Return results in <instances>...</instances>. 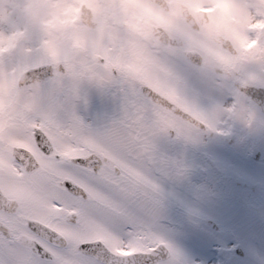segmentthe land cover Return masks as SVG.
Segmentation results:
<instances>
[{"label":"snow or ice","instance_id":"snow-or-ice-1","mask_svg":"<svg viewBox=\"0 0 264 264\" xmlns=\"http://www.w3.org/2000/svg\"><path fill=\"white\" fill-rule=\"evenodd\" d=\"M48 94L0 135V264H180L153 231L158 181L179 172L165 142L217 131L214 117L160 79L112 71L77 87L38 63ZM0 84L16 79L0 65ZM97 97L101 111L91 112ZM63 105V110L58 109Z\"/></svg>","mask_w":264,"mask_h":264},{"label":"clouds","instance_id":"clouds-1","mask_svg":"<svg viewBox=\"0 0 264 264\" xmlns=\"http://www.w3.org/2000/svg\"><path fill=\"white\" fill-rule=\"evenodd\" d=\"M33 60L160 79L199 109L206 99L225 124L249 126L255 114L236 94L264 88V0H0V65L17 85L0 88V135L19 132L17 114L35 102Z\"/></svg>","mask_w":264,"mask_h":264},{"label":"rangeland","instance_id":"rangeland-1","mask_svg":"<svg viewBox=\"0 0 264 264\" xmlns=\"http://www.w3.org/2000/svg\"><path fill=\"white\" fill-rule=\"evenodd\" d=\"M202 99L204 98L202 97ZM215 118L217 120H220L216 116ZM256 119H260L261 121L264 122V117L255 114L254 120ZM237 124H238L237 122L231 123V124H222L223 127L221 129H224V131L222 132L223 138L232 139L231 134L235 133L234 134L235 136H233L234 140H232L234 143H238L239 142L238 140H241V139H246L249 141L254 140L255 142H259L261 140L256 137L255 139H251L252 136L254 135L253 127L248 129L246 125H244L243 127V124H240V125H237ZM256 128L259 129V127H256ZM199 136L201 135L199 134ZM199 136L195 140V142H198ZM200 139L204 146L202 148L205 154L210 155L211 157H214L215 156L214 153L217 152V154H219L222 158L225 159L227 157V159L222 161L223 163L227 165L229 163L228 161H231V163L233 164L241 165V168H245V169L253 168L252 160H248L246 158H241V160H238L237 153L229 149L225 143L223 147V142L220 141L219 137L211 138V139L208 138L207 140H205L206 139L205 137L200 138ZM205 141H207V143ZM187 143L188 141L183 140V139H174V142L171 141L169 142L168 145L170 146L180 145V144L187 145ZM263 145H264V141H263ZM263 154L264 153H262V156ZM169 156L174 157V163L177 165V163H179L180 161L184 162L186 158H188V153H185V150H184V151H178L177 153H172V154L170 153ZM201 162H202L201 166L207 165L204 161H201ZM185 169H186L185 164L179 168V171L182 173L181 180L179 179L180 177L178 174L167 178V184H168L167 192H169V194H168V199H167L168 211L167 210L165 211V214H166L165 219L168 222V225H167L168 227L167 229H164V230L154 228L153 231L157 236L166 237L169 245L178 253L177 259L179 260V262H181L180 264H182L183 262L182 259L186 260V262L183 264H218V262L215 259L214 250L206 248L203 244L204 240L202 239V234L200 231L197 230V227H196L198 226L197 224H199V220H196L197 217L195 213L192 214L189 212L190 209H192V212L194 211L195 208L198 210V206H200L199 201L192 202V200H194L193 196L199 199L201 198V195L196 190L193 191L194 190L193 188L195 186L190 187L188 181H185L187 177L183 179L186 173ZM253 169H251V171ZM248 173L251 177H253L252 179H254V177L255 178L258 177V175L252 174V172H248ZM220 178L221 177H219L218 175L216 176V173L214 177L196 176L193 179L194 180L193 183L194 185L195 184L197 185L199 183L200 185H203L209 189H212V191L215 193L217 191H219L220 193H223L222 191L225 190V184L221 181ZM172 197H175V199ZM181 206L186 209V214L183 213L182 211H178L179 207ZM168 212L170 214H168L167 216ZM191 220H195L196 222L193 221L194 223L192 225L181 228L182 230L178 229L180 228V225L182 224L183 221L185 222L187 221L189 222V224H191L192 223ZM157 224L161 225V223H157ZM256 224H257L258 229L255 233H257L259 230H261V228H263V225H261L259 221H257ZM255 233H253V240H252L253 244L249 248L250 251L247 249H244V254H245L244 258H248L249 260H251L249 256H251V254H254L252 257L258 258L264 264V248L263 247L260 248V246H263V244L262 242L258 241ZM233 255L234 256H233L232 261L229 262L225 258L226 261L224 260L222 264H241V260L243 257H241V255L239 256L235 255V252H233Z\"/></svg>","mask_w":264,"mask_h":264},{"label":"flooded vegetation","instance_id":"flooded-vegetation-1","mask_svg":"<svg viewBox=\"0 0 264 264\" xmlns=\"http://www.w3.org/2000/svg\"><path fill=\"white\" fill-rule=\"evenodd\" d=\"M36 60L31 61L28 66L37 64ZM27 66V67H28ZM106 67L110 68V65H106ZM60 73L65 75V78L74 80V79H80L81 85L83 86L85 84L91 83L96 77H93L88 72H65L64 69L60 71ZM4 87L3 84H0V88ZM193 90L196 91L195 85L192 86ZM256 87H249L246 89H251V92L246 91V89H243L241 92L236 94V98L239 103L243 104L245 107L250 109L254 114L264 117V111L260 108V106L257 103L256 98L254 95L260 94L259 92L255 91ZM35 90V102L34 104H43L47 102L48 94L45 90V85L42 82H37L33 85L32 89H29V91ZM103 106L101 105L99 99L97 97H93L91 101V112L95 113L98 111H101ZM201 109L202 111L208 113L210 116L214 117V123L215 127H217L218 121L215 118V114L213 113L211 107L208 103H201ZM261 119V117H260ZM260 119H256V122L261 121ZM204 135H210L211 133H214L213 131L203 130L202 131ZM259 138L262 140L259 141L260 148L262 153H264V145H263V138L264 135H259ZM247 141L243 140L241 145L239 147L243 149L245 152H247ZM175 150H182L183 148L186 149V147L179 146V147H173ZM164 153L166 157L168 158V153L170 150V147L164 146ZM259 174L262 175V177L258 178L256 182H251L248 178L234 177V174H230L229 176H224L221 181L225 184V191L224 194H229L230 197H234L237 199L238 202L242 203V208H251L255 210L256 215L258 216V220L263 225V228L259 230L257 233V229H248L245 226H241L239 222L235 223L233 227H231V224L227 223V221L223 220L221 217H218L219 224L218 226H212L208 228L205 232L207 236L210 239L208 241V244L220 247L225 250H232L233 248H236L239 245H242L243 247L250 248V246L253 244V233H255L256 238L258 241L262 242L264 244V155L261 159V161L257 164ZM166 196L165 187L162 185L160 187V200H164ZM215 215V214H214ZM217 215V214H216ZM218 216V215H217ZM153 228V226H152ZM162 230L167 229V227H162ZM161 239L166 240V237L160 236ZM229 259H232L230 257ZM246 260H242V263H245Z\"/></svg>","mask_w":264,"mask_h":264},{"label":"water","instance_id":"water-1","mask_svg":"<svg viewBox=\"0 0 264 264\" xmlns=\"http://www.w3.org/2000/svg\"><path fill=\"white\" fill-rule=\"evenodd\" d=\"M30 70H31V69H30ZM30 70H28V71H30ZM262 104H263V106H264V103H262ZM164 256H167V253H161L159 257H148L149 259H148L147 261H148V262H153V261H155L156 259L161 258V257H164Z\"/></svg>","mask_w":264,"mask_h":264}]
</instances>
